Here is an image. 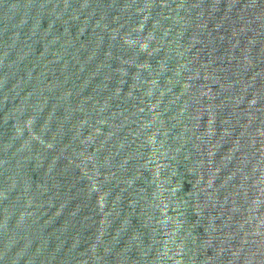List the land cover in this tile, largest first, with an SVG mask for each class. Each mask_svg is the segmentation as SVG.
Returning a JSON list of instances; mask_svg holds the SVG:
<instances>
[{
	"label": "water",
	"instance_id": "obj_1",
	"mask_svg": "<svg viewBox=\"0 0 264 264\" xmlns=\"http://www.w3.org/2000/svg\"><path fill=\"white\" fill-rule=\"evenodd\" d=\"M0 264H264V0H0Z\"/></svg>",
	"mask_w": 264,
	"mask_h": 264
}]
</instances>
